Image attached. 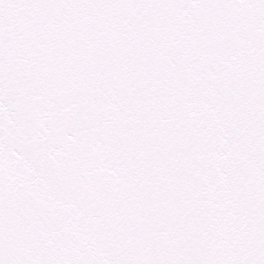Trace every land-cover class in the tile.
<instances>
[{"label": "snow or ice", "instance_id": "snow-or-ice-1", "mask_svg": "<svg viewBox=\"0 0 264 264\" xmlns=\"http://www.w3.org/2000/svg\"><path fill=\"white\" fill-rule=\"evenodd\" d=\"M0 264H264V0H0Z\"/></svg>", "mask_w": 264, "mask_h": 264}]
</instances>
